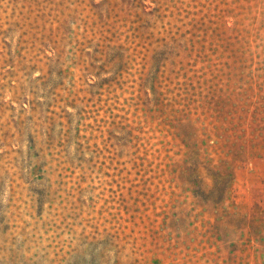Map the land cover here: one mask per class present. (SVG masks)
I'll return each instance as SVG.
<instances>
[{
	"label": "rangeland",
	"instance_id": "obj_1",
	"mask_svg": "<svg viewBox=\"0 0 264 264\" xmlns=\"http://www.w3.org/2000/svg\"><path fill=\"white\" fill-rule=\"evenodd\" d=\"M0 264H264V0H0Z\"/></svg>",
	"mask_w": 264,
	"mask_h": 264
}]
</instances>
